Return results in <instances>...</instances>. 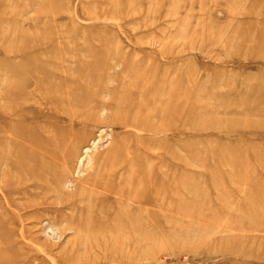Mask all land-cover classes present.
<instances>
[{
  "label": "rangeland",
  "instance_id": "rangeland-1",
  "mask_svg": "<svg viewBox=\"0 0 264 264\" xmlns=\"http://www.w3.org/2000/svg\"><path fill=\"white\" fill-rule=\"evenodd\" d=\"M0 264H264V0H0Z\"/></svg>",
  "mask_w": 264,
  "mask_h": 264
},
{
  "label": "bare ground",
  "instance_id": "bare-ground-1",
  "mask_svg": "<svg viewBox=\"0 0 264 264\" xmlns=\"http://www.w3.org/2000/svg\"><path fill=\"white\" fill-rule=\"evenodd\" d=\"M88 235V234H87Z\"/></svg>",
  "mask_w": 264,
  "mask_h": 264
}]
</instances>
